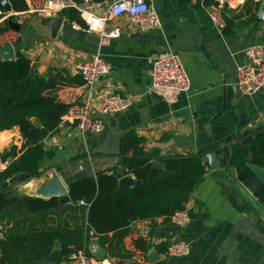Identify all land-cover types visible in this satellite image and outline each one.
Listing matches in <instances>:
<instances>
[{"label":"crops","instance_id":"crops-1","mask_svg":"<svg viewBox=\"0 0 264 264\" xmlns=\"http://www.w3.org/2000/svg\"><path fill=\"white\" fill-rule=\"evenodd\" d=\"M115 1L86 0L78 7L62 10L57 15L62 22L55 35L49 21L38 14L47 0H27L28 11L12 12L13 21L21 26L19 32L5 26L8 15L0 20V25L10 30L1 39L7 38L14 57L20 52L41 75L59 68L80 76L76 66L96 54L111 65L110 74L92 91L85 84L61 87L58 95L65 104L79 106L90 99L96 111L108 94L132 100L127 111L102 115L105 130L100 134H82L65 115L58 132L44 142L41 176L19 186V194L11 196L38 197L36 193L43 185L45 195L55 175L69 192V180L94 176L99 171L116 172L121 164L120 138L135 130L145 138L144 147L149 152L159 150L163 156L215 152L221 167L213 170L207 165L204 182L186 205L192 220L189 227L179 230L163 219L132 223L124 244L140 263L134 258L108 257L93 237L88 249L96 264H264V207L237 180L235 168L228 167L240 145L239 138L248 130L264 126V88L245 95L237 86L238 68L249 63L246 51L264 43V22L255 20L264 9V0H255L259 8L251 23L247 0H216L218 6H206L205 0H147L159 16V28L140 32L125 15L105 23L107 32L120 28L119 37L91 32L84 17L108 18ZM73 9L80 12L85 27L71 22ZM216 12L224 21V16L233 20L232 30L225 33L226 27L217 28L213 19ZM7 44L0 46L3 59H9ZM169 52L180 56L189 75L191 89L187 93H164L151 87L155 60ZM7 134L12 136V144L19 146L18 129L1 133L0 141ZM140 238L153 246L146 253L136 250L134 242ZM178 238L191 246L189 256L170 257L154 247L163 243L169 247ZM54 251L61 255L59 247ZM58 264L76 263L61 255Z\"/></svg>","mask_w":264,"mask_h":264},{"label":"trees","instance_id":"trees-1","mask_svg":"<svg viewBox=\"0 0 264 264\" xmlns=\"http://www.w3.org/2000/svg\"><path fill=\"white\" fill-rule=\"evenodd\" d=\"M86 0H72L77 6ZM16 13L29 10L27 0H9ZM249 19H255L259 3L247 0ZM206 6L219 3L205 0ZM254 9V10H253ZM74 10V9H73ZM5 17L0 0V20ZM225 19V33L234 27L233 20ZM85 27L80 12L74 10L70 18ZM10 30L0 25V46L8 43L1 37ZM80 76H71L66 70L50 68L41 75L31 60L20 52L12 59L0 56V134L18 129L22 142L12 144L0 153V264H31L46 259L56 247L64 259L84 249L93 237L105 249L107 256L130 260L135 253L128 251L124 240L130 226L138 221L163 219L169 223L173 214L183 210L191 195L204 182L207 165L203 156L207 151L188 155H161L159 150L147 151L145 138L131 130L119 141L120 163L127 175L141 185L121 188L116 172L99 171L94 176L69 180L71 202L58 210L59 199H42L32 196H9L10 188L19 185H2L14 176L25 173L31 178L41 176L45 160L44 142L56 134L68 113L70 105L59 98L61 87L83 85ZM228 166L241 167L252 163L264 167V126L248 130L240 138ZM160 162L165 169L154 168ZM60 170V168H59ZM136 250L149 251L152 245L143 238L134 242ZM168 250V244L154 246Z\"/></svg>","mask_w":264,"mask_h":264},{"label":"built area","instance_id":"built-area-1","mask_svg":"<svg viewBox=\"0 0 264 264\" xmlns=\"http://www.w3.org/2000/svg\"><path fill=\"white\" fill-rule=\"evenodd\" d=\"M77 6L72 0H47L43 8L39 9L38 14L41 17L57 16L62 10L68 7ZM78 7V6H77ZM81 10V9H80ZM82 11V10H81ZM84 15V14H83ZM129 16L140 32H149L160 27V19L154 8L147 0H116L110 6L108 18H85L89 23L91 32H99L103 37L117 38L121 34L120 28H114L105 31V23L109 18H118ZM214 22L220 30L225 28V21L220 12L214 14ZM74 29L78 26L73 24ZM249 63L238 68L237 86L242 94L251 95L260 92L264 88V43H257L246 51ZM111 65L106 62L99 54L85 63L76 66V73L82 77L84 84L90 91L101 81V79L110 74ZM152 89L160 92L187 93L191 89L189 75L180 59L175 52L159 57L153 64L151 74ZM132 106L131 98L119 94H108L103 97V106L100 110L94 108L92 100H87L82 105L73 106L69 109L67 120L75 122L79 131L86 135L89 133L100 134L105 130V123L102 115H115L125 112ZM96 113H95V112ZM24 143L20 139V144ZM4 165H0L3 167ZM170 222L179 230L190 226L192 220L187 206L173 214ZM191 253V246L186 241L179 240V243L168 247L167 255L170 257H187ZM137 263L140 259L133 257ZM70 262L76 264H96L88 256L85 248L73 252L68 257Z\"/></svg>","mask_w":264,"mask_h":264},{"label":"water","instance_id":"water-1","mask_svg":"<svg viewBox=\"0 0 264 264\" xmlns=\"http://www.w3.org/2000/svg\"><path fill=\"white\" fill-rule=\"evenodd\" d=\"M1 3L3 5V12L4 14L8 15L4 19V24L8 28L19 32L21 29L20 24H17L13 21L12 16V6L9 2V0H1ZM43 19H47L49 21V24L53 30L54 35L56 34L57 29L59 28V25L62 22L61 18H58L57 16L53 17H45ZM257 22H264V9L261 8L258 12V16L255 19ZM6 54L9 55V59L14 58L12 46L11 44H7L5 46ZM5 54V53H4ZM247 164L235 168L236 170V176L237 180L259 201L260 204L264 207V167L258 166L256 164H253L252 158L247 157L246 159ZM203 162L206 165H209L211 169L217 170L220 169L221 164L219 161V158L217 157L215 152L208 153L203 156ZM154 168L157 169H165V166L160 162H154L153 165ZM229 167V166H228ZM124 165L120 164L119 169L116 171L117 175L122 176L119 179V186L121 188H134L136 186L141 185V182L136 180L132 175L126 174V169L124 170ZM30 174L21 173L13 178L3 182L2 185H8V184H18L19 186H23L25 184H28L33 179H30ZM35 179V178H34ZM44 185L38 189L37 193L38 198L42 199H51L53 197H57L59 199L60 205L58 207V210H62L67 204L71 202V198L69 196V192L67 188L63 185L60 178L55 175L53 180L50 182V186L47 187L48 191L44 195L43 192ZM42 189V190H41ZM33 197V196H32ZM179 243V238L175 242H170L169 246ZM60 254L53 251L46 259L42 261H36L32 262L31 264H58L60 262ZM152 262H154V259H151ZM123 264H131L124 262ZM135 264V263H134Z\"/></svg>","mask_w":264,"mask_h":264},{"label":"rangeland","instance_id":"rangeland-1","mask_svg":"<svg viewBox=\"0 0 264 264\" xmlns=\"http://www.w3.org/2000/svg\"><path fill=\"white\" fill-rule=\"evenodd\" d=\"M1 140L2 141H0V153L4 150V148H9L12 145V142H11L12 136L10 134H7ZM18 187H19V185H16V186L10 188V190H8L7 194L9 196L19 194V191L17 189Z\"/></svg>","mask_w":264,"mask_h":264}]
</instances>
